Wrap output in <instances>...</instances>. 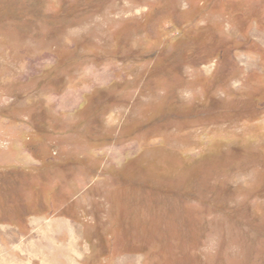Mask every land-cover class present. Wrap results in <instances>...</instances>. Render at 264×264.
I'll return each mask as SVG.
<instances>
[{"label":"rangeland","instance_id":"1","mask_svg":"<svg viewBox=\"0 0 264 264\" xmlns=\"http://www.w3.org/2000/svg\"><path fill=\"white\" fill-rule=\"evenodd\" d=\"M0 264H264V0H0Z\"/></svg>","mask_w":264,"mask_h":264}]
</instances>
